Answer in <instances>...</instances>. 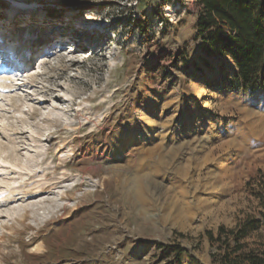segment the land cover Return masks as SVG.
<instances>
[{"label":"rangeland","instance_id":"374dc122","mask_svg":"<svg viewBox=\"0 0 264 264\" xmlns=\"http://www.w3.org/2000/svg\"><path fill=\"white\" fill-rule=\"evenodd\" d=\"M197 14L0 0V264H224L264 244L262 224L242 253L214 241L260 221L264 89L228 87L230 33L212 46Z\"/></svg>","mask_w":264,"mask_h":264},{"label":"trees","instance_id":"16d2710c","mask_svg":"<svg viewBox=\"0 0 264 264\" xmlns=\"http://www.w3.org/2000/svg\"><path fill=\"white\" fill-rule=\"evenodd\" d=\"M194 2L198 7L197 32L202 36L206 34L209 44L213 46L220 40V31L227 30L230 33L228 38L222 40L225 54L236 67V73L228 82V87L251 93L264 89V0H194ZM259 217L260 221L249 219L228 232L219 227L214 241L220 243L223 234L224 237L228 235L235 241L232 253H242L245 245L240 244L239 240L244 238L248 231L255 230L260 224L264 225V201ZM206 236L213 240L210 232H207ZM174 251L177 256L183 253L180 248ZM243 255L242 259L230 261L226 258V261L228 264H264V244L258 246L257 252L248 250Z\"/></svg>","mask_w":264,"mask_h":264}]
</instances>
